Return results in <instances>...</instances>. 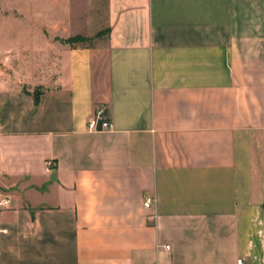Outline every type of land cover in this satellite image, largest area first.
I'll return each mask as SVG.
<instances>
[{
  "label": "crops",
  "instance_id": "0c3cea01",
  "mask_svg": "<svg viewBox=\"0 0 264 264\" xmlns=\"http://www.w3.org/2000/svg\"><path fill=\"white\" fill-rule=\"evenodd\" d=\"M93 1L0 0V264H264V0Z\"/></svg>",
  "mask_w": 264,
  "mask_h": 264
},
{
  "label": "built area",
  "instance_id": "2783aa9c",
  "mask_svg": "<svg viewBox=\"0 0 264 264\" xmlns=\"http://www.w3.org/2000/svg\"><path fill=\"white\" fill-rule=\"evenodd\" d=\"M111 127L112 123L109 118L108 107L105 105L100 106L95 112V114L87 122V128L90 131L109 130L111 129ZM10 201L11 200L9 196H4L0 198V211L8 207ZM154 201V198H148L145 201V205L150 206ZM238 262L241 263L242 259H239Z\"/></svg>",
  "mask_w": 264,
  "mask_h": 264
},
{
  "label": "rangeland",
  "instance_id": "374dc122",
  "mask_svg": "<svg viewBox=\"0 0 264 264\" xmlns=\"http://www.w3.org/2000/svg\"><path fill=\"white\" fill-rule=\"evenodd\" d=\"M89 13L91 16V21H93L94 23V27L92 31L93 32L104 31L105 33L107 29L106 22H105L106 20V0H94ZM104 36L105 34H103L102 37ZM97 40L92 41L91 44H95Z\"/></svg>",
  "mask_w": 264,
  "mask_h": 264
},
{
  "label": "trees",
  "instance_id": "16d2710c",
  "mask_svg": "<svg viewBox=\"0 0 264 264\" xmlns=\"http://www.w3.org/2000/svg\"><path fill=\"white\" fill-rule=\"evenodd\" d=\"M103 34L108 35L109 34V28L106 29L105 33L104 31L97 32L94 36H83V35H76L74 37H70L68 39H64L63 42L76 46H93L94 44H91L92 41H95L97 39L102 38ZM42 93V90L39 88L35 89L34 96L36 101L39 99V95Z\"/></svg>",
  "mask_w": 264,
  "mask_h": 264
}]
</instances>
